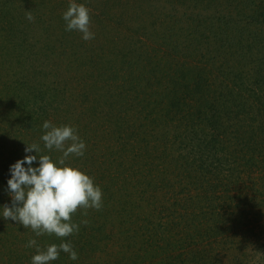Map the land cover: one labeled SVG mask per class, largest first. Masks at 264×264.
<instances>
[{
	"label": "rangeland",
	"instance_id": "1",
	"mask_svg": "<svg viewBox=\"0 0 264 264\" xmlns=\"http://www.w3.org/2000/svg\"><path fill=\"white\" fill-rule=\"evenodd\" d=\"M77 2L94 39L65 30L69 0H0V206L42 123L71 124L103 207L52 264H264V0ZM32 238L60 243L0 217V264H31Z\"/></svg>",
	"mask_w": 264,
	"mask_h": 264
},
{
	"label": "clouds",
	"instance_id": "2",
	"mask_svg": "<svg viewBox=\"0 0 264 264\" xmlns=\"http://www.w3.org/2000/svg\"><path fill=\"white\" fill-rule=\"evenodd\" d=\"M26 19L32 21L34 17L29 12ZM62 19L66 31L80 32L85 41L95 38V33L90 30V9L85 3L69 0ZM41 130L40 140L48 153L44 154L37 143H26V155L9 166L7 194L11 202L0 206V217L30 228L36 237L47 234L60 238L59 244L52 243L43 248L35 238L29 239L26 247L36 249L31 264H52L61 252L77 261L78 252L71 241L63 238L78 233L81 224L88 223L86 219L79 223L73 221L78 208L84 210L83 216H87V209L103 207V191L94 177L67 162L72 157H83L86 152V142L76 126L56 125L45 120ZM33 150L35 154H30ZM52 152L62 155L54 158Z\"/></svg>",
	"mask_w": 264,
	"mask_h": 264
},
{
	"label": "trees",
	"instance_id": "3",
	"mask_svg": "<svg viewBox=\"0 0 264 264\" xmlns=\"http://www.w3.org/2000/svg\"><path fill=\"white\" fill-rule=\"evenodd\" d=\"M260 13H262V12H260ZM254 18H256V15L254 16ZM263 21L264 20L260 16H257V19H256V22L257 23H262ZM198 85H199V82H198ZM118 97H119V94H118L117 98ZM252 207H254V205H252ZM252 211H253V208H252ZM255 247H258L259 249L261 248L262 253H264V248L261 245L258 244V241H255L254 242L253 248L250 251H254ZM233 261H234V263H232V264H245L246 263L243 258H239V255H233ZM252 262H254V261H252Z\"/></svg>",
	"mask_w": 264,
	"mask_h": 264
}]
</instances>
